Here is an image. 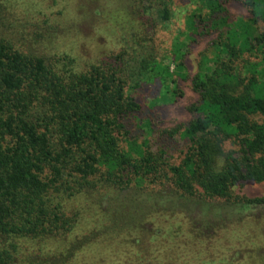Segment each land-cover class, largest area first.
<instances>
[{
    "label": "trees",
    "instance_id": "16d2710c",
    "mask_svg": "<svg viewBox=\"0 0 264 264\" xmlns=\"http://www.w3.org/2000/svg\"><path fill=\"white\" fill-rule=\"evenodd\" d=\"M173 3L134 0L135 44L98 62L0 37V264H264L260 239L225 235L236 215L264 216V195L245 192L264 183V0H186V29L160 55ZM214 34L191 121L161 129L188 48Z\"/></svg>",
    "mask_w": 264,
    "mask_h": 264
},
{
    "label": "rangeland",
    "instance_id": "374dc122",
    "mask_svg": "<svg viewBox=\"0 0 264 264\" xmlns=\"http://www.w3.org/2000/svg\"><path fill=\"white\" fill-rule=\"evenodd\" d=\"M185 1L174 0L171 21L157 28L155 41L161 49L160 55L170 54L179 31L186 29V16L196 4H186ZM132 3L134 0H0V37L8 38L26 53L44 55L47 60L54 58L58 61L61 55L68 53L74 58L79 57L73 65L84 61L98 62L125 48L131 49L135 44L139 24ZM227 8L233 17H252L243 2L227 3ZM260 24L264 30V22ZM216 39L217 34H214L190 50L188 48L186 72L178 75L183 94L176 95L174 102L160 105L161 129L181 128L183 131L191 121L189 106L201 99L193 88L192 78L199 71L202 54ZM178 139H181L179 135L171 139L174 146L168 153L171 160L179 162L183 155ZM226 148L236 147L227 142ZM245 189L251 196L264 195V183L249 181L245 183ZM261 212V209L248 210L243 220L241 215H236L225 235L233 240L240 237L233 243L246 240L244 244H252L253 238L264 243V216L261 218Z\"/></svg>",
    "mask_w": 264,
    "mask_h": 264
}]
</instances>
